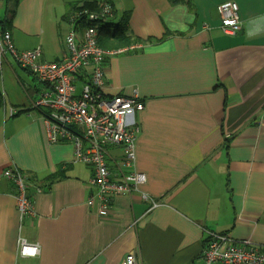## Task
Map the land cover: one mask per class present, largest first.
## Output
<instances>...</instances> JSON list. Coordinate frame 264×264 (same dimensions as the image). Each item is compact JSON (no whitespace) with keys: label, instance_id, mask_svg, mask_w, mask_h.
<instances>
[{"label":"crops","instance_id":"obj_1","mask_svg":"<svg viewBox=\"0 0 264 264\" xmlns=\"http://www.w3.org/2000/svg\"><path fill=\"white\" fill-rule=\"evenodd\" d=\"M7 0V21L19 50L40 47L42 60L65 54L64 20L73 2ZM236 1L242 28L222 31L218 6ZM109 22L143 40L106 57V91L137 95L136 169L141 191L117 196L102 215L89 206L93 167L75 161L69 141L51 142L42 110L32 107L43 84L7 54L0 72V264H206L209 231L264 245V0H114ZM108 50L107 48H104ZM11 109L17 112L11 115ZM124 148L109 145L112 177ZM29 174L34 213L22 215L18 187L1 173ZM130 171L125 168L124 172ZM40 246L20 254L19 239Z\"/></svg>","mask_w":264,"mask_h":264},{"label":"built area","instance_id":"obj_2","mask_svg":"<svg viewBox=\"0 0 264 264\" xmlns=\"http://www.w3.org/2000/svg\"><path fill=\"white\" fill-rule=\"evenodd\" d=\"M222 31L236 34L242 28L240 7L236 1H226L219 6ZM113 7L104 3L91 19L109 20ZM96 27L77 30L72 23L64 39L65 54L57 61L42 60V49L19 50L12 33L0 23V72L7 54L24 69L31 71L43 84L40 95L32 107L42 110L51 142L69 141L75 146V161L91 165L93 176L90 185L93 193L88 205L98 204L105 215L111 202L117 197L141 191L147 175L135 167L137 138L141 131L138 121L130 124V118L144 110L145 104L137 95L128 97L109 94L106 91L105 62L109 54L119 50H106L100 46ZM17 111L11 109V115ZM124 148L123 170L120 178L112 177L107 162L108 146ZM125 168L130 171L124 172ZM1 175L13 180L18 187L17 202L22 215L34 213V193L30 189L29 174L17 168H7ZM142 198L156 202L141 191ZM209 239L203 251L206 264H264V245L250 239L238 240L229 233L209 231ZM22 256L40 253L37 243L19 239ZM121 264H139L134 253L127 254Z\"/></svg>","mask_w":264,"mask_h":264},{"label":"trees","instance_id":"obj_3","mask_svg":"<svg viewBox=\"0 0 264 264\" xmlns=\"http://www.w3.org/2000/svg\"><path fill=\"white\" fill-rule=\"evenodd\" d=\"M172 5H192V0H169ZM104 3H109L113 7L112 16H115L116 7L114 0H83L73 2L70 5V9L64 16V20H66L71 26L72 23L75 25L77 30L83 31L88 27H96L99 31V44L103 48L109 49H117L119 46L123 45H131L132 43L142 42L145 43L151 40H143L136 36H130L127 34L126 30V14L121 17L120 23L118 26L112 27V23L109 20L102 19H91L90 14L94 12H99ZM0 23L4 30L8 29L7 21L0 20ZM10 31V30H9ZM4 107V98L2 96V90L0 88V110Z\"/></svg>","mask_w":264,"mask_h":264},{"label":"rangeland","instance_id":"obj_4","mask_svg":"<svg viewBox=\"0 0 264 264\" xmlns=\"http://www.w3.org/2000/svg\"><path fill=\"white\" fill-rule=\"evenodd\" d=\"M4 2L6 3L7 0H0V9H2V4H3Z\"/></svg>","mask_w":264,"mask_h":264}]
</instances>
